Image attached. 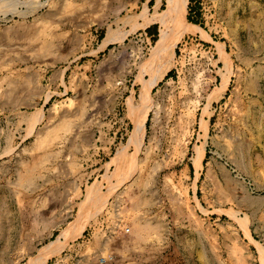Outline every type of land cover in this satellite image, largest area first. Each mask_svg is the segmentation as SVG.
Instances as JSON below:
<instances>
[{"label":"rangeland","instance_id":"obj_1","mask_svg":"<svg viewBox=\"0 0 264 264\" xmlns=\"http://www.w3.org/2000/svg\"><path fill=\"white\" fill-rule=\"evenodd\" d=\"M193 5L0 0V264H264V0Z\"/></svg>","mask_w":264,"mask_h":264},{"label":"bare ground","instance_id":"obj_2","mask_svg":"<svg viewBox=\"0 0 264 264\" xmlns=\"http://www.w3.org/2000/svg\"><path fill=\"white\" fill-rule=\"evenodd\" d=\"M186 3L187 0H168L167 9L163 14L158 13L156 16L147 20L149 23H158L161 26L160 38L157 46V67L166 66L164 56L167 51H172L175 48L179 38L184 32L182 28L190 31L194 30L184 19ZM165 70L167 71V69ZM142 128L143 127H140V131H142ZM252 203L260 205L258 200Z\"/></svg>","mask_w":264,"mask_h":264},{"label":"trees","instance_id":"obj_3","mask_svg":"<svg viewBox=\"0 0 264 264\" xmlns=\"http://www.w3.org/2000/svg\"><path fill=\"white\" fill-rule=\"evenodd\" d=\"M188 2H189L188 3L189 5L187 7V13L185 15V20H186L187 23H191L193 25H199V23L196 22L195 20H192V17H191V13H192V15H194V18H196L198 16L197 7L195 5H193L192 7H190L191 0H188ZM146 31H147V33L150 36H153L154 35L153 33L150 32V28H147ZM167 75L165 76V78L167 77Z\"/></svg>","mask_w":264,"mask_h":264},{"label":"crops","instance_id":"obj_4","mask_svg":"<svg viewBox=\"0 0 264 264\" xmlns=\"http://www.w3.org/2000/svg\"><path fill=\"white\" fill-rule=\"evenodd\" d=\"M187 3H188V1H187ZM186 3V4H187ZM204 42H206V43H208L207 41H204ZM231 72H232V74H233V69H232V67H231ZM231 77H232V75H230L229 77H228V81H227V85H226V88H225V90L223 91V92H226V91H228V87H229V85H230V82H231ZM248 78V77H247ZM245 79V82L247 81V82H253L254 83V85H253V88L256 90L257 89V82H259V78L257 77V76H253L252 77V79ZM238 82H240V81H238ZM239 84V83H238ZM241 88H243V85H242V87ZM222 92V93H223ZM121 234V233H120ZM119 234V235H120Z\"/></svg>","mask_w":264,"mask_h":264},{"label":"built area","instance_id":"obj_5","mask_svg":"<svg viewBox=\"0 0 264 264\" xmlns=\"http://www.w3.org/2000/svg\"><path fill=\"white\" fill-rule=\"evenodd\" d=\"M120 232H121V233H127V232H128V228L121 229Z\"/></svg>","mask_w":264,"mask_h":264}]
</instances>
